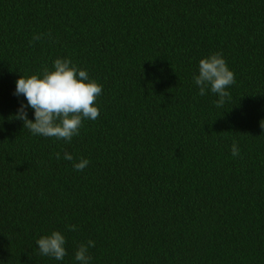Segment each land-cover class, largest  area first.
<instances>
[{
    "label": "trees",
    "instance_id": "obj_1",
    "mask_svg": "<svg viewBox=\"0 0 264 264\" xmlns=\"http://www.w3.org/2000/svg\"><path fill=\"white\" fill-rule=\"evenodd\" d=\"M216 52L222 107L194 82ZM57 58L102 85L71 141L14 119L16 81ZM261 120L264 0H0V264H81L89 240L88 264H264Z\"/></svg>",
    "mask_w": 264,
    "mask_h": 264
},
{
    "label": "clouds",
    "instance_id": "obj_2",
    "mask_svg": "<svg viewBox=\"0 0 264 264\" xmlns=\"http://www.w3.org/2000/svg\"><path fill=\"white\" fill-rule=\"evenodd\" d=\"M40 38L39 35L34 37L37 40ZM53 69L45 68L42 77L21 75L16 81L14 95L24 96L27 104H21L14 119L23 121L24 128H28L33 134L71 141L74 135L79 134L82 118L96 120L99 117V109L94 104L102 92V85L94 79L90 80L87 71L77 69L68 58H57ZM194 82L199 87L201 96L210 87L211 92L219 97L214 101L216 107H222L226 99H230V93L226 89L235 83V79L222 54L216 52L199 61V74L194 77ZM29 107L34 110V121L28 117L26 109ZM260 126L264 129V120H261ZM232 155H239L236 143L232 145ZM56 156L57 159L60 158L59 153ZM64 159L71 161L73 156L65 153ZM88 163L87 159H82L74 163L73 167L82 171ZM75 227L70 226L71 230H75ZM65 243L66 239L59 231H53L37 241L39 252L56 260H63L65 257ZM94 246L95 242L92 240L87 244H80L75 259L81 264H88L91 259L88 248Z\"/></svg>",
    "mask_w": 264,
    "mask_h": 264
}]
</instances>
